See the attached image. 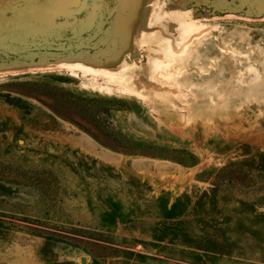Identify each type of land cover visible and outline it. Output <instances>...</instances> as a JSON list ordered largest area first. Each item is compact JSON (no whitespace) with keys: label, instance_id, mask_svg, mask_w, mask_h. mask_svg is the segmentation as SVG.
<instances>
[{"label":"rangeland","instance_id":"374dc122","mask_svg":"<svg viewBox=\"0 0 264 264\" xmlns=\"http://www.w3.org/2000/svg\"><path fill=\"white\" fill-rule=\"evenodd\" d=\"M264 264V0H0V264Z\"/></svg>","mask_w":264,"mask_h":264},{"label":"water","instance_id":"95a60500","mask_svg":"<svg viewBox=\"0 0 264 264\" xmlns=\"http://www.w3.org/2000/svg\"><path fill=\"white\" fill-rule=\"evenodd\" d=\"M80 262H81V264H85V258L84 257H81V259H80Z\"/></svg>","mask_w":264,"mask_h":264}]
</instances>
